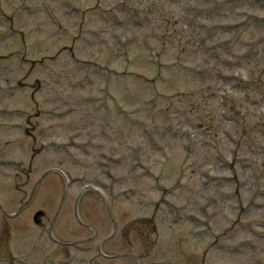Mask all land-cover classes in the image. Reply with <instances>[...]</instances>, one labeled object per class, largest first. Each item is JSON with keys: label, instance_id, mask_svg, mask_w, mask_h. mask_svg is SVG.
<instances>
[{"label": "rangeland", "instance_id": "rangeland-1", "mask_svg": "<svg viewBox=\"0 0 264 264\" xmlns=\"http://www.w3.org/2000/svg\"><path fill=\"white\" fill-rule=\"evenodd\" d=\"M0 206V264H264V0H0Z\"/></svg>", "mask_w": 264, "mask_h": 264}]
</instances>
